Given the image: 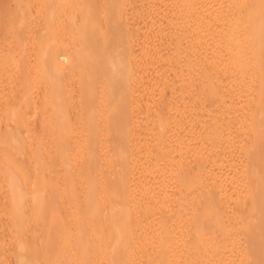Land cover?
<instances>
[{
  "label": "bare ground",
  "instance_id": "bare-ground-1",
  "mask_svg": "<svg viewBox=\"0 0 264 264\" xmlns=\"http://www.w3.org/2000/svg\"><path fill=\"white\" fill-rule=\"evenodd\" d=\"M128 2L0 16V138L30 144L37 172L0 159L17 247L38 264H264V0H137L134 23ZM192 91L216 133L174 113Z\"/></svg>",
  "mask_w": 264,
  "mask_h": 264
},
{
  "label": "rangeland",
  "instance_id": "rangeland-1",
  "mask_svg": "<svg viewBox=\"0 0 264 264\" xmlns=\"http://www.w3.org/2000/svg\"><path fill=\"white\" fill-rule=\"evenodd\" d=\"M18 1V0H17ZM131 1H133V5H131L132 7L130 8V2H128V5H127V7L128 8H126V10H128L129 8V10L127 11V12H130V10H131V12L130 13H128L129 14V18H130V15H131V18H130V21H132L133 23L137 20V19H135L136 17H137V12H136V2H137V0H131ZM15 2V0H0V16L2 15V13L3 12H5V11H8V10H10L11 8H10V6H12L11 4L12 3H14ZM8 4H9V6H8ZM2 5H3V7H2ZM6 8V9H5ZM133 11V12H132ZM133 16H135V17H133ZM134 19V20H133ZM131 22V23H132ZM2 28V29H1ZM9 30L10 29H8V30H6L5 31V28L3 27V25L0 23V44H1V42H2V38L4 37V38H6L7 36H8V34H10V33H6L7 31L9 32ZM3 32V33H2ZM127 32V31H126ZM128 32H132L131 31V29H130V31H128ZM127 32V33H128ZM128 37H130V34L128 35ZM134 37V36H133ZM133 37H130V38H133ZM3 38V39H4ZM134 42H135V40H134ZM8 76H10V74L9 75H0V88L2 87V86H4V85H6V83H7V79L9 78ZM6 77V79H4ZM10 79H11V76H10ZM9 80V79H8ZM193 92V91H192ZM191 92V95L193 96L194 95V97L196 98V101H194L193 103L196 105H193L192 107H188V106H186V104H184V106H185V108H184V106H183V104L181 105L180 104V106H179V104H177L178 102H179V100L178 101H176L177 103H174V110L173 111H175L176 110V112H174L175 114H180V113H182L183 111H184V109H186L184 112H186L187 111V113L189 114H187V116H189L190 117V115H191V113H193L192 115H194V120H197L198 118H196V117H201V116H203L202 118H203V120H202V118H200L199 117V121H202L201 122V124L203 123V127L205 126V128L207 127H209L208 128V130L207 129H205V130H207L208 132H209V134H211V132L214 134V133H216V130H217V126H215V124H213L212 122H208V117H206V118H204V115H206V113L203 111V109H202V107H200L201 106V104L199 103V95L197 94V95H195L197 92H193L192 93ZM198 101V103L199 104H197V103H195V102H197ZM181 102V101H180ZM198 106V107H197ZM175 107L178 109V113H177V109H175ZM179 107L180 108H182V110L181 109H179ZM196 107V108H195ZM200 109L202 110V111H200ZM190 110V111H189ZM193 110H194V112H193ZM180 111V112H179ZM182 111V112H181ZM191 112V113H190ZM201 113V115L200 114H198V113ZM203 112V113H202ZM185 114V113H184ZM204 114V115H203ZM176 117V116H175ZM145 118H147V116L145 117H143V119L141 118V120H144ZM174 119V118H173ZM180 119V118H179ZM165 120V121H164ZM193 120V119H192ZM197 120V121H198ZM207 120V121H206ZM175 121H176V123H177V125H179V124H181V121L179 122V121H177V119L175 118ZM186 121V123L184 124V122ZM185 121H182V126H180V128H184L187 124H188V122H187V120H185ZM203 121H205V125H204V122ZM164 122H166V118L165 119H163L161 122L159 121V122H157L156 124H160V123H164ZM173 122H174V120H173ZM173 122L171 123V124H173ZM206 122H208V123H206ZM175 122H174V126H175V124H176ZM144 124V123H143ZM208 124H209V126H208ZM146 125V124H145ZM161 125V124H160ZM176 125V126H177ZM183 125H184V127H183ZM215 126V128L213 127V126ZM169 126V124H167V126L166 127H168ZM170 126H172V125H170ZM211 127H212V130H211ZM142 128H143V126L140 128V130H142ZM146 130H149V129H146ZM145 130V131H146ZM210 130V131H209ZM214 130H215V132H214ZM151 131V130H150ZM206 131V132H207ZM148 133H150L149 131H148ZM5 140L4 139H1L0 138V147H2L1 149H0V159L2 160L3 158L5 159V161H6V157L8 158V157H10L11 155H13L12 153H11V150H12V142H11V139H10V137H9V135L7 134V135H5ZM8 142V143H7ZM11 142V143H10ZM28 142H30V139H26V143H28ZM6 144V145H5ZM27 145V144H26ZM11 147V148H10ZM26 148H25V152L24 153H16V154H14L13 156H11V157H16L17 159H18V161H19V164H21V167L23 168V170H24V178H25V183H28V182H32L33 181V178L34 177H36L37 176V172L35 171V170H31V171H29V168H31V167H29V161H27V159H28V149H30V144L28 145V149H27V146H25ZM133 149V147H132V145H131V147H130V149ZM27 149V150H26ZM22 154V155H21ZM18 157H17V156ZM21 155V156H20ZM2 157V158H1ZM21 158V159H20ZM30 158V157H29ZM25 159V160H24ZM27 162V163H26ZM6 174L7 173H5V175L3 176V177H6ZM9 175H11L10 173H9ZM36 175V176H35ZM1 176V175H0ZM3 177L1 176L0 177V179L2 178L3 179ZM5 179V178H4ZM4 181H6V180H3V182ZM0 182L2 183V181L0 180ZM32 184H29V185H27V186H29L28 188L29 189H31L32 188V186H31ZM129 188L130 189H133V187L130 185L129 186ZM0 192L2 193V195H1V193H0V264H28V263H30V264H38V262H39V260H35L34 259V256H29L28 254H26L25 252H23V251H21L20 250V248L19 247H17V244H18V242H19V240L21 239V235H20V233H18V232H13V230H15L12 226L13 225H11V224H13V223H15L13 220H12V218H13V216L10 214V213H5V215H4V209L6 208V207H4L3 206V202H2V199H3V201H4V198H7V196H6V193H4L5 191H2L1 190V188H0ZM9 202H7L6 204H5V206H7V208H12L13 207V205H12V203L10 202V200H8ZM2 202V203H1ZM3 212V213H2ZM12 212V211H11ZM2 215V216H1ZM8 215V216H7ZM6 217V218H5ZM9 217V218H8ZM32 218H31V220H30V224H27V225H30V227H33V225L35 226V222H36V219L35 220H33L34 219V217H33V215L31 216ZM2 218V219H1ZM4 219H5V221H4ZM4 221V222H3ZM33 221H35V222H33ZM34 223V224H33ZM6 224H8V225H6ZM4 225V226H3ZM9 227H10V229H9ZM11 227H12V230H11ZM8 228V229H7ZM3 229V230H2ZM5 229V230H4ZM9 231H10V234H9ZM13 232V233H12ZM5 233V234H4ZM29 233H30V231H29ZM13 234V235H12ZM3 235V236H2ZM6 235V236H5ZM7 235H10L11 236V239H10V237L8 236L7 237ZM15 235V236H14ZM15 237V238H14ZM28 237H29V239L30 238H32V235H30V234H28ZM9 239V240H7V239ZM11 240V241H10ZM8 241H10V242H12V243H9ZM8 243V244H7ZM5 244V245H4ZM11 244V245H10ZM14 244V245H13ZM8 247V248H7ZM4 248V249H3ZM9 248H11V249H9ZM8 249V250H7ZM6 250V251H5ZM17 252H16V251ZM19 251V252H18ZM6 252V253H5ZM9 254H8V253ZM5 257H4V256ZM10 256V257H9ZM9 257V258H8ZM12 257V261L10 260V258ZM8 258V259H7Z\"/></svg>",
  "mask_w": 264,
  "mask_h": 264
}]
</instances>
